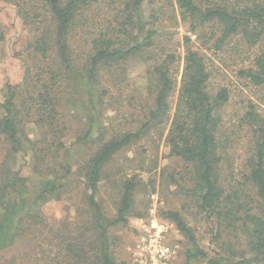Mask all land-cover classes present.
Masks as SVG:
<instances>
[{
    "label": "rangeland",
    "instance_id": "rangeland-1",
    "mask_svg": "<svg viewBox=\"0 0 264 264\" xmlns=\"http://www.w3.org/2000/svg\"><path fill=\"white\" fill-rule=\"evenodd\" d=\"M37 2L31 0L29 4L26 0H0V104L4 100L6 84L19 86L23 91L21 99L33 97L37 92L43 93L41 84L51 86L46 63L40 61L38 55L35 57L32 51L35 39L49 28L47 18H41V21L33 18L39 12L42 14L35 9L38 8L35 6ZM155 3L157 16L153 21L149 19V22H155L158 35L148 52L155 55L151 51L154 48L157 60L163 53L174 54L172 71L176 74L177 82L169 98L168 118L114 154L98 184L95 201L109 221L116 217L123 183L132 180L136 184L131 215L126 217V223H117L107 231L110 254L117 263L133 264L142 227L156 223L165 227V240L175 251L172 264H186V240L163 217L167 211H175L192 228L198 244L209 258L229 259L240 264L250 256L241 229L228 226L219 228L215 216L200 209L192 167L177 157H170L165 137L177 99L183 66V40L187 36L192 45L203 50L208 57L209 94L213 96L222 88L229 90V100L218 108L219 184L226 194L236 192L242 200L253 197L254 190L242 177L248 133L240 127L238 118L242 113L243 100L253 99L255 90L244 85L238 71L250 65L263 44L249 48L235 38L215 50L214 40L208 43L213 32L211 27L201 31L196 39L180 20L174 3L173 6L165 5L163 11H160L162 4L158 5L157 0ZM117 10L118 6H114L111 0H101L90 14H84L85 18L78 20L69 38L75 56L83 58L81 53L85 45L99 34L109 36L112 33L116 38L125 40L117 32L119 25L114 22ZM28 14L31 19H27ZM148 14L149 10L144 6L145 17ZM146 27L150 29L152 26ZM152 66V61L131 57L113 68L102 70L94 90L79 79L70 83V89L62 85L60 79L55 86L52 85L58 98L55 129L45 133L33 121L26 123L23 132L29 143L25 142L23 150L12 157L9 158L8 154L9 159L5 163L12 174L16 173L27 180L28 201H32L38 193V182L46 179L60 180V198L37 201V207L30 209L31 217L22 221L13 242L0 250V263L97 264L98 232L93 223V209L87 202L84 178L79 170L91 154L90 141L86 137L88 116L95 118L106 137L138 129L154 108L156 86L148 75ZM35 80L41 83L37 85L39 90L33 91L30 85ZM88 93L94 98L99 96L101 100L94 112L87 104ZM91 100L94 102L96 99ZM29 104L33 106L34 102L30 101ZM91 134L93 140L95 128ZM4 154L5 151L0 156ZM68 168L71 171L66 173ZM217 231L219 235L215 239ZM188 264L209 263L207 260H197Z\"/></svg>",
    "mask_w": 264,
    "mask_h": 264
},
{
    "label": "trees",
    "instance_id": "trees-1",
    "mask_svg": "<svg viewBox=\"0 0 264 264\" xmlns=\"http://www.w3.org/2000/svg\"><path fill=\"white\" fill-rule=\"evenodd\" d=\"M23 1V0H20ZM30 4L31 0H26ZM156 0H111L118 6L114 22L118 24L117 32L125 40H120L110 33L99 34L87 43L81 53L83 58L75 56L69 44L70 33L74 31L79 19L90 14L101 0H38L35 6L42 12L33 15L41 21L48 19L49 28L44 30L34 41L32 51L35 57L46 63L51 86L41 84L43 93L37 92L33 97L21 99L19 86L5 85L3 102L0 104V250L9 246L18 233L22 221L31 217L30 209L37 207V201L60 198L62 184L57 179L38 182V193L32 201L27 180L12 174L6 159L23 150L28 137L23 132L24 125L33 121L35 126L45 133L55 129L54 121L58 98L52 85L63 82L68 89L71 82L80 80L82 84L93 89L99 83L102 70L116 66L120 61L131 57H141L143 61H152L148 71L150 79L156 86L154 108L147 114V120L133 132L106 137L102 127L94 117L88 116L89 123L86 137L90 141L91 154L79 170L84 178L87 202L93 209L94 227L98 232L97 264H125L113 260L109 250L108 229L117 223H126L131 215L133 195L136 184L130 180L122 185L123 193L116 217L107 220L95 201L98 184L104 169L113 155L138 140L152 127L160 125L169 115V98L176 86V74L172 71L174 54L163 53L160 60L148 51L154 45L158 35L155 29ZM165 5L175 4L180 20L187 25L188 31L198 39L200 32L211 27L208 38L214 40L215 50L221 49L226 42L238 38L245 46L252 48L263 44L259 53L251 60L247 68L238 71V76L246 87L255 90L254 98L243 100L242 113L238 121L240 127L248 133V148L242 174L246 183L254 190L253 197L241 199L236 192H225L219 184L218 165L220 152L218 133L220 117L218 108L229 100V90L222 88L215 95L207 90L209 80V63L205 52L192 45L190 37L185 36L183 66L180 74L179 88L175 108L165 142L169 146L170 157H177L189 164L193 170V180L203 212L215 216L218 227L228 226L241 229L249 258L240 264H264V0H157ZM144 6L149 10L144 15ZM173 6V5H172ZM121 15V17H120ZM31 19L28 14V18ZM120 19V20H119ZM33 23V20H30ZM153 23V24H152ZM152 26L150 29L146 26ZM102 33V32H100ZM218 33V34H216ZM216 34V35H215ZM1 39V35H0ZM147 55V56H145ZM35 80L30 87L39 90ZM76 86V83L75 85ZM96 99L92 102L91 99ZM30 101L34 102L30 106ZM87 104L90 111H96L101 104L100 97L88 93ZM95 128L96 136L92 140L91 132ZM9 154V158H7ZM7 167V169L5 168ZM71 171L67 169L66 173ZM164 219L171 222L186 240L185 262L207 260L209 264H239L232 260H215L208 257L200 247L192 228L182 216L175 211H167ZM225 224V225H224ZM219 232H216L217 239ZM4 264V263H0ZM10 264V263H6Z\"/></svg>",
    "mask_w": 264,
    "mask_h": 264
},
{
    "label": "built area",
    "instance_id": "built-area-1",
    "mask_svg": "<svg viewBox=\"0 0 264 264\" xmlns=\"http://www.w3.org/2000/svg\"><path fill=\"white\" fill-rule=\"evenodd\" d=\"M163 225L143 226L136 243L133 264H172L175 251L165 240Z\"/></svg>",
    "mask_w": 264,
    "mask_h": 264
}]
</instances>
